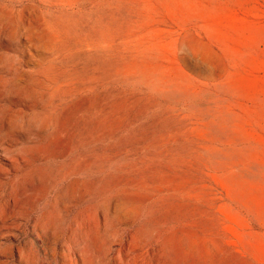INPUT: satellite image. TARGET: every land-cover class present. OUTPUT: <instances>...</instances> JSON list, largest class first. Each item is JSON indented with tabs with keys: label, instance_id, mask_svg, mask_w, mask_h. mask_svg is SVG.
Returning <instances> with one entry per match:
<instances>
[{
	"label": "rangeland",
	"instance_id": "1",
	"mask_svg": "<svg viewBox=\"0 0 264 264\" xmlns=\"http://www.w3.org/2000/svg\"><path fill=\"white\" fill-rule=\"evenodd\" d=\"M0 264H264V0H0Z\"/></svg>",
	"mask_w": 264,
	"mask_h": 264
}]
</instances>
